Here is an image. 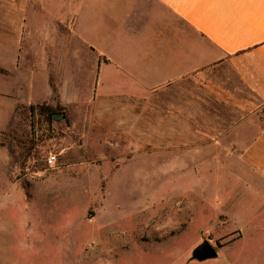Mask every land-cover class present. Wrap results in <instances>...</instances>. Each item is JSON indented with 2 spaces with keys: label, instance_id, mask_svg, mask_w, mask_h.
<instances>
[{
  "label": "rangeland",
  "instance_id": "obj_1",
  "mask_svg": "<svg viewBox=\"0 0 264 264\" xmlns=\"http://www.w3.org/2000/svg\"><path fill=\"white\" fill-rule=\"evenodd\" d=\"M73 1L35 3L44 17L29 8L25 29L67 18ZM25 48L9 93L0 65V264H264V166L232 159L244 147L178 144L159 98L150 123L103 113L95 99L52 103L65 120L48 122L29 108L47 67L29 36ZM66 87L83 91L71 76ZM204 240L217 258L190 260Z\"/></svg>",
  "mask_w": 264,
  "mask_h": 264
},
{
  "label": "crops",
  "instance_id": "obj_2",
  "mask_svg": "<svg viewBox=\"0 0 264 264\" xmlns=\"http://www.w3.org/2000/svg\"><path fill=\"white\" fill-rule=\"evenodd\" d=\"M0 1L7 93L29 36L41 54L32 59L47 67L43 96L30 93L32 104L95 99L103 113L127 110L135 123H150L159 98L178 144L224 140L244 147L232 159L264 166V0H74L68 17H49L45 29H25L27 10L44 17L34 8L45 0ZM69 76L83 86L72 97Z\"/></svg>",
  "mask_w": 264,
  "mask_h": 264
},
{
  "label": "water",
  "instance_id": "obj_3",
  "mask_svg": "<svg viewBox=\"0 0 264 264\" xmlns=\"http://www.w3.org/2000/svg\"><path fill=\"white\" fill-rule=\"evenodd\" d=\"M51 119L55 123H60L65 120V114L63 112H54L51 115ZM217 258V250L208 241L204 240L191 251L190 260L203 262L206 260H213Z\"/></svg>",
  "mask_w": 264,
  "mask_h": 264
},
{
  "label": "trees",
  "instance_id": "obj_4",
  "mask_svg": "<svg viewBox=\"0 0 264 264\" xmlns=\"http://www.w3.org/2000/svg\"><path fill=\"white\" fill-rule=\"evenodd\" d=\"M53 91L55 92V89L53 87ZM29 108L31 110V112H36L38 115H44L46 117V120L49 122L51 115L54 112L60 111V107L59 106H52L50 104L47 103H42V104H30Z\"/></svg>",
  "mask_w": 264,
  "mask_h": 264
},
{
  "label": "built area",
  "instance_id": "obj_5",
  "mask_svg": "<svg viewBox=\"0 0 264 264\" xmlns=\"http://www.w3.org/2000/svg\"><path fill=\"white\" fill-rule=\"evenodd\" d=\"M55 161V157L53 155H49L47 157V163L52 164Z\"/></svg>",
  "mask_w": 264,
  "mask_h": 264
}]
</instances>
